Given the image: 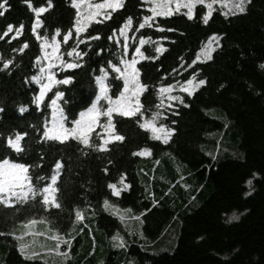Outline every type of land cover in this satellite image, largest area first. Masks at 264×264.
<instances>
[{"label":"trees","instance_id":"16d2710c","mask_svg":"<svg viewBox=\"0 0 264 264\" xmlns=\"http://www.w3.org/2000/svg\"><path fill=\"white\" fill-rule=\"evenodd\" d=\"M44 3L45 0H33L37 7ZM53 3L55 7L50 13L42 16V19L46 17V27L38 31L43 35L54 33L57 27L63 34L75 22L76 9L70 0H53ZM196 12L200 17L206 10L199 6ZM223 12L215 10L208 25L199 19L174 15L157 17L156 21L165 29L176 31L160 32L156 27L136 31V22L151 13L145 0H127L125 8L113 14V20L93 23L82 34L83 37L100 35L101 39L88 41L87 46L79 45V50L88 52L80 61L82 68L55 70L56 79L71 76L73 82L55 86L48 100L37 107L33 101L39 87L30 80L37 75L36 60L42 56L41 41L31 31L35 16L24 0H8V11L0 16V34L10 24L16 27L24 24L25 30L15 40L12 39L15 32L0 40V55L5 60L15 58L10 70L0 71V107L5 109L0 113V133L7 137L16 131H27L30 136L26 138L28 147L22 158L6 153L5 142L0 138V158L41 164L42 168L33 171L46 177L51 176L56 161L63 160L64 168L57 182L60 191L56 194L62 208H45L40 197L28 204H17L15 208L0 206V232H9L14 225L29 218H46L62 234L75 236L70 264H95V253L92 254L95 232L99 230L104 240L124 232L118 218L104 209V202L108 200L112 205L140 214L142 230L148 239L157 240L176 220L178 236L172 252L152 254L144 251L140 242L129 243L125 249L112 252L106 264H264V69L260 68L264 64V0H252L245 14L226 19ZM129 15L134 18L131 31L136 35L132 48L138 46L137 38L143 34L144 38L151 37L168 49L158 60H142L138 67L142 69V80L150 86L149 92L141 96L144 117L149 119L154 112H161L157 124L176 130L170 142L164 144L162 140L152 139V133L136 123L137 117L114 114L116 131L125 141L110 143L108 152L93 151L83 156L79 150L83 146L75 141L38 143L40 134L33 131V126L40 128L45 118H51L50 98H54L55 91L65 93L59 103L69 121L78 119L80 112L91 107L99 93L95 76L100 74L101 67H108V60L115 63L123 50L122 43L117 44L108 37ZM213 34L223 37L219 42L221 47L212 53V60L206 63L197 60L193 64ZM165 36L167 39H162ZM22 42L29 43L30 47L24 53L13 51L21 47ZM69 44L75 45L76 40H69ZM70 50L68 45L62 44L64 59L73 62V57L66 54ZM144 51L146 55H156L152 44L145 45ZM2 67L3 60H0ZM193 75L197 81L205 79L207 83L193 96L181 94L190 107L176 101L171 103L173 107L167 104L157 107L160 104L158 89L162 84L177 81L185 84ZM109 80H112L111 75ZM116 85H121L122 90V83L114 81L113 98L119 95ZM21 106L28 110L21 113ZM215 108L219 111L212 115L206 113ZM224 130L228 142L239 148V156L214 159L208 150L211 136ZM97 132L107 137L102 129H96L92 133L94 138ZM145 148L151 149L150 156L132 154ZM254 174L258 175L254 177ZM122 177H125L123 183ZM250 179L254 191L246 195L250 191L247 183ZM181 180L192 189L185 192ZM34 183L39 182L34 178ZM109 184H116L121 195H113ZM124 184L131 188H124ZM192 197L193 203L189 204ZM77 209L82 210L86 218L76 225L74 232ZM233 214L239 219L230 220ZM41 227L45 229L42 224ZM80 228L83 231H79ZM40 240L53 244L47 237ZM84 240L91 243V247L79 252L78 246ZM0 264L44 262L26 261L19 251L18 241L12 236H0Z\"/></svg>","mask_w":264,"mask_h":264},{"label":"snow or ice","instance_id":"6c2138e0","mask_svg":"<svg viewBox=\"0 0 264 264\" xmlns=\"http://www.w3.org/2000/svg\"><path fill=\"white\" fill-rule=\"evenodd\" d=\"M24 2L35 16L34 23L31 25V31L36 39L41 41L40 48L42 50V56L37 57L36 62L38 65H41L42 60L48 61L46 68L43 66L40 67L41 75L30 77L31 81H35L40 85L39 95L33 101L37 107H40L44 104L47 93L52 91L55 84L69 85L73 82V77L71 76L62 80L56 79L52 69L57 66L60 67L61 71L82 68L83 64L80 61H83V58L88 55V52L79 50V45L85 44L87 46L88 41L101 39L100 35L89 34L87 37H83L82 34L87 32L93 23L105 24L113 20V14L124 9L127 0H100V2H97V0H70L71 6L76 9L73 26L67 29L66 32H63V34V30L57 27L54 33L50 35H43L38 30L46 27V17L42 19V16L45 13H50L55 7L53 0H45V3L38 7L33 4V0H24ZM217 2H220L222 7L227 9V11L223 12V15L227 19L229 16L247 13L248 6L251 5L252 0H145V3L149 5V12L151 14L144 15L142 20L137 21L138 27L135 30L139 31L146 27H156L160 32L176 31V29L172 28L165 29L156 21L157 17L167 18L174 15L186 16L188 20L199 19L204 25H208L213 18V12L216 10L214 4ZM198 5L207 8V12L200 17H197L196 12ZM7 11L8 0H3V2H0V16H3ZM133 24V16H127L122 26L113 30L112 35L108 37V39L114 40L117 44L121 43L120 36L125 37L122 44L123 50L115 63L112 60H108V67H101L99 69L100 74L95 76V84L99 88V93L95 96V101L91 104V107L79 113L78 119L69 121L68 116L65 115L64 108L59 103L65 98V93L60 90L55 91L54 98H50L53 109L51 118H45L40 128L33 126V131H37L40 134L38 143L58 142L65 144L75 141L78 145L83 146L79 149L83 156H88L93 151L108 152L111 150L108 147L110 143L116 141L123 143L125 141V137L116 131V124L113 122L114 114L119 117H137L136 123L140 128L150 131L152 133V139L162 140L164 144L170 142L176 130L169 128L165 124L157 126V118L162 116L161 112H154L151 120L144 117V105L141 103V96L149 92L150 86L141 78V67H137L142 60H158L168 49L162 43H159V41H153L151 37L144 38L142 34L137 38L138 46L134 48V55L130 59L127 58L129 56L127 33L133 30ZM24 30V24H20L18 27L10 24L7 30L0 34V40L13 32H15V35L12 36V39L15 40L18 36L24 34ZM71 39L76 40L75 45L69 44V40ZM162 39H167V37H162ZM221 39L223 37L213 34L207 41L206 46L201 50V53L197 55L196 60L192 63L195 64L197 60H201L202 56L206 58L202 62L206 63L208 60H212V53L216 51L217 47H221L219 43ZM213 43H215L216 47H213ZM62 44L68 45L71 49L70 51H66V54L73 57V62L66 61L60 55ZM149 44L154 45L156 55H146L145 51H142L144 46ZM29 47V43L22 42L21 47L13 49V51L24 53L25 49ZM49 49H51L50 52ZM100 51L103 52V49H100ZM14 59L13 57L5 60L0 55V60H3V67L0 68V71L10 70ZM183 59L181 57V60ZM54 60L56 63L53 62ZM181 66L183 67V65ZM260 68L264 69V64H261ZM45 72H47V83L43 82V74ZM110 75L112 76L111 81L109 80ZM196 80L197 77L193 75L185 84H180L179 81L176 84H162L158 89L160 104L157 107L165 106V99L169 102L176 101L180 105L190 107V104L186 103L184 96L173 95L172 93L179 88L181 92L187 93L189 96L195 95V91L207 83L205 79H199L198 83L194 84ZM114 81L122 82V90L121 85H116L119 95L115 98L111 94ZM101 101L106 102V107L101 105ZM167 107H173V105L169 103ZM27 110L23 106L19 108L21 113ZM4 111L5 109L0 107V113ZM176 114L178 115L179 113L177 112ZM101 116L106 117L104 123L100 122ZM141 118H143V122H141ZM97 127L101 128L103 133H107V137L101 132H97L94 138L92 133ZM29 136L30 134L27 131H16L7 137H4L3 133H0V138L5 142V152L20 156L21 158L28 147L26 138ZM132 154L134 156H150L152 152L151 149L145 148ZM209 155H212V153H209ZM43 156L44 154L42 153L41 159H43ZM156 163L158 164L160 162L156 161ZM40 168H42V165L38 163L27 164L16 162L10 158H0V206L15 208L17 204H28L30 201H35L40 197L45 208H50L51 206H55L57 209L62 208V204L57 201L56 194L60 191L57 187V182L64 168L63 160L55 162L50 177L40 176L38 171H33V169L38 170ZM104 171L107 172L108 169L105 168ZM255 175L258 174H254V177ZM34 178L39 183H34ZM49 179L51 183H43ZM124 179L125 177L121 178V183H123ZM247 183L250 191L246 195H251L252 191H254L253 180L250 179ZM108 186L114 190L113 195H121V190L117 189L116 184H109ZM124 188L130 189L131 185L124 184ZM104 207L106 210L115 209V205H112L108 200H105ZM131 213V209L124 210L123 213L118 209L113 212L114 215L119 217L121 222H124L126 218H130L140 221L141 224L143 223L142 216L132 217L130 216ZM85 218L84 212L77 209L73 224L74 232L77 231L76 225L81 223ZM236 219H239V216L235 214L230 217V220ZM41 224L45 226L46 231L37 229V226ZM79 231H83V229L80 228ZM70 235L71 233L62 234L59 229H54L51 222L46 218H29L18 226L14 225L9 232H0V236H12L19 242V251L26 261L43 260L44 264H49L48 257L53 255L60 258L61 264H68V261L72 258V241L75 239L74 235H71V239H69L68 237ZM140 235L142 236V233ZM28 237L30 239L26 240ZM40 237H47V240L53 241V244L48 245L46 241H41L39 239ZM112 240L115 242L114 247L124 248L127 246L123 236L119 232L112 237ZM65 246V250L61 251ZM52 264H55V261Z\"/></svg>","mask_w":264,"mask_h":264},{"label":"rangeland","instance_id":"374dc122","mask_svg":"<svg viewBox=\"0 0 264 264\" xmlns=\"http://www.w3.org/2000/svg\"><path fill=\"white\" fill-rule=\"evenodd\" d=\"M97 2H100V0H97ZM147 6H148V10H149V5L147 4ZM197 7H199V5ZM214 8L216 10L227 11L226 8L222 7V4L220 2H217L216 4H214ZM204 9L207 12V8L204 7ZM127 37H128V45H129V56L127 58L130 59L131 56L134 55V48H132L133 47L132 44L136 40V35H135V33H132V31H129L127 33ZM119 39H120L121 43L123 44V41H124L125 37L120 36ZM206 44H205V46H206ZM215 46H216L215 43H213V47H215ZM131 49H133V50L131 51ZM50 51H51V49H49V52ZM130 51H131V53H130ZM142 51H144V49H142ZM60 55H62L64 57L63 52H62V46H61V50H60ZM204 59H206V58L202 56L201 60H204ZM53 62L56 63L55 60ZM47 63H48L47 60H42V64L39 65V67H38L37 75H41L40 67L43 66V67L46 68L47 67ZM138 65H137V67H138ZM59 68H60L59 66L54 67L52 69V71L55 72V70L59 69ZM43 76H44V81L43 82L47 83V72H45L43 74ZM196 83H198L197 80L194 81V84H196ZM37 85H38L39 91H40V85L39 84H37ZM55 86H58V84H55L53 86V88ZM53 88H52V90H53ZM50 92L47 93V95L45 97V102L48 100ZM172 94L173 95H181V94H183V92H181L179 90V88H177V90L175 92H173ZM38 95H39V93H38ZM172 102H174V101H172ZM172 102H169V101H167L165 99V104H167V105L169 103H172ZM101 105L106 107V102L101 101ZM50 108H51V113H52L53 109L51 107V102H50ZM217 111H219V109L215 108V109H211V110L206 111V113H208L209 115H212V114H214ZM151 118H152V116L149 117V120H151ZM105 119H106V117L101 116L100 117V122L104 123L106 121ZM157 126H159V125L157 124ZM226 126H228V124H226ZM96 129L98 130V129H101V128L97 127ZM225 130H226V127H225ZM225 130L220 132V133H218V134H214V135L211 136L212 142L210 143V147H209L208 150H209V153H212L211 156L214 159H218V158L224 157L226 155L233 156V157L239 156V152H240L239 148L237 146H235V145H231V143L228 142V135H227V131L225 132ZM105 134L107 135V133H105ZM181 186H182V189L185 192H188V191H190L192 189V186L186 184L183 180H181ZM117 189H120V188H117ZM193 200H194V197L191 198V201L189 202V204H192ZM104 209H105V207H104ZM116 209L120 210V212L123 213L124 210L130 209V208H122V207H120L118 205H115V209H109V210L105 209L111 215H113L116 218H118V220L121 222L119 217L117 215L113 214V212ZM130 216L135 217V216H141V215L136 213L134 210H132V213L130 214ZM142 221H143V219H142ZM176 221H175V223H176ZM175 223L173 225L169 226L167 229H165L164 232L160 235V237L157 240H151V239H148L143 233V230H142L143 223L141 224L140 221H137L135 219L126 218V220L124 222H121V224L123 225V228H124V232L120 233V235L123 236L127 246H128L129 243H138V242H140V243H142V248L144 249V251H148V252H150L152 254H158V253L165 252V251L166 252H172L175 249V246H176L175 242H176L177 236H178V234H177L178 225L175 224ZM126 225H127V227H126ZM37 229L40 230V231H45V229L43 227H41V229H40V225L37 226ZM140 233H142V236L140 235ZM116 234L117 233H115L114 235H116ZM95 237H96L97 240L95 239V241H92V250H93L92 254L95 253L93 255L95 264H106V263H108L109 262V256H110V254L112 252L120 250V249H125L127 247V246L124 247V248L114 247L113 245H114L115 242L112 240L113 236L108 238L107 240H104L102 238L103 234L99 230H97V232H95ZM28 239H30V238L29 237L26 238V240H28ZM83 239H85L84 236H83ZM47 244L48 245H52L51 243H47ZM89 247H91V243H89L88 241L84 240L82 242V244L80 246H78V251L82 252V251L88 249ZM65 248L66 247L62 248L61 251L65 250ZM72 256H73V254H72V250H71V257ZM48 259H49V264L50 263L52 264L53 261H55V264H61L60 258H58L55 255H53L51 257H48ZM41 261H43V260H41ZM71 262H72V260H71ZM71 262H69L68 264H70ZM115 262H116V260L114 261V263Z\"/></svg>","mask_w":264,"mask_h":264}]
</instances>
